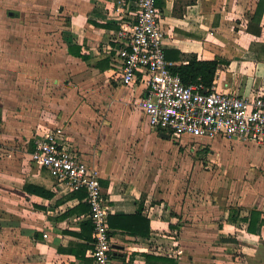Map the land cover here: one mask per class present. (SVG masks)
<instances>
[{
	"label": "crops",
	"instance_id": "0c3cea01",
	"mask_svg": "<svg viewBox=\"0 0 264 264\" xmlns=\"http://www.w3.org/2000/svg\"><path fill=\"white\" fill-rule=\"evenodd\" d=\"M256 2L158 1L167 61L220 58L213 89L264 93ZM135 12L118 0H0V264H93L84 196L31 160L53 128L97 171L112 264H264V143L149 127L135 106L144 87L120 83L111 40Z\"/></svg>",
	"mask_w": 264,
	"mask_h": 264
},
{
	"label": "built area",
	"instance_id": "2783aa9c",
	"mask_svg": "<svg viewBox=\"0 0 264 264\" xmlns=\"http://www.w3.org/2000/svg\"><path fill=\"white\" fill-rule=\"evenodd\" d=\"M133 2L136 12L126 29L112 34L114 60L122 85L139 83L144 94L135 106L149 127L174 138L241 140L264 143V93L251 97L184 85L165 58L160 14L155 0ZM31 160L44 168L64 192L83 191L93 228V264H112L108 209L102 198L97 171L83 162L64 142L61 128L34 138Z\"/></svg>",
	"mask_w": 264,
	"mask_h": 264
},
{
	"label": "trees",
	"instance_id": "16d2710c",
	"mask_svg": "<svg viewBox=\"0 0 264 264\" xmlns=\"http://www.w3.org/2000/svg\"><path fill=\"white\" fill-rule=\"evenodd\" d=\"M158 1L162 2V0H155L156 5ZM264 11V0H257L254 13L252 16V21L255 23H259ZM70 51V49H69ZM165 58L168 59V52H165ZM78 55V54H77ZM182 60L177 65H172L169 67V70L173 74H177L180 77L181 82L184 85L191 84H201L204 89L210 90L213 86V80L216 71L223 65H226L228 62L222 60L220 58H215L213 60H198L196 55L194 54H181ZM30 191L37 195L49 196L48 193L44 192L41 187L38 186H29ZM81 195L85 197V193L83 191ZM260 213L256 210H252L250 215L247 218H243L244 221L248 222L247 231L251 233H255L256 225L258 223H262L263 221L259 219ZM91 222V221H90ZM110 235V233H109Z\"/></svg>",
	"mask_w": 264,
	"mask_h": 264
},
{
	"label": "rangeland",
	"instance_id": "374dc122",
	"mask_svg": "<svg viewBox=\"0 0 264 264\" xmlns=\"http://www.w3.org/2000/svg\"><path fill=\"white\" fill-rule=\"evenodd\" d=\"M260 94H263V93H260ZM256 95H259V94H256ZM204 162H209V161H207V160H204Z\"/></svg>",
	"mask_w": 264,
	"mask_h": 264
}]
</instances>
